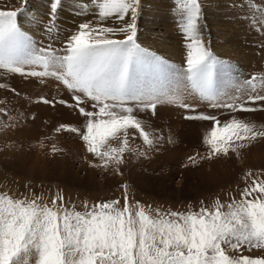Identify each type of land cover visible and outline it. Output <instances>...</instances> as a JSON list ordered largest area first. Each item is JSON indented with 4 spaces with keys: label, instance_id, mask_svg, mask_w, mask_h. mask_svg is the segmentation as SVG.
I'll return each instance as SVG.
<instances>
[{
    "label": "snow or ice",
    "instance_id": "snow-or-ice-1",
    "mask_svg": "<svg viewBox=\"0 0 264 264\" xmlns=\"http://www.w3.org/2000/svg\"><path fill=\"white\" fill-rule=\"evenodd\" d=\"M89 3L95 6L92 11L98 22L78 24L62 49L51 44L35 46L17 22L22 8L0 10V70L38 77L41 82L51 78L72 93L71 104L44 97L38 102L63 104L85 118L83 131L69 124H61L55 131L78 134L97 161L90 162L91 167H114L121 174L119 168L127 153L146 157L147 152L130 141L138 134L143 145L151 149L162 137L146 131L136 113L151 110L155 114L162 98L175 103L184 94L196 93L214 108L255 111L239 103V97L220 102L214 92V70L227 62L203 39L200 0H175L186 55L170 94L139 82L141 69H164L163 58L137 43L141 0H85L75 14H87ZM60 6L61 0H50L49 33ZM110 18L122 26H106L103 22ZM120 34L122 39L117 38ZM259 79L264 87V77ZM256 80L253 76L247 82L253 91ZM247 99L264 101V95H249ZM89 104L92 110L87 109ZM180 106L195 111L186 103ZM185 119L212 122L203 138L207 154L200 157L202 160L228 158L233 153L238 157L249 143L264 138V128L257 129L255 124L235 117L223 123L204 114ZM130 130H134L131 136ZM60 151L53 145V154ZM188 160L192 165L197 163L196 156ZM250 177L239 199L233 196L225 203L216 198L211 207L201 201L196 211L162 210L132 202L126 184L121 185L122 206L120 199L91 205L83 201L82 211L75 205L66 206L62 194L41 202L43 197L34 192L19 197L0 193V264H264V255L243 254L245 250L264 249V178L253 177L251 171L245 173L246 180Z\"/></svg>",
    "mask_w": 264,
    "mask_h": 264
},
{
    "label": "rangeland",
    "instance_id": "rangeland-1",
    "mask_svg": "<svg viewBox=\"0 0 264 264\" xmlns=\"http://www.w3.org/2000/svg\"><path fill=\"white\" fill-rule=\"evenodd\" d=\"M84 2L61 0L51 33L46 31L50 23V0H0V10L22 8L17 22L35 46L51 44L62 49L78 24L98 22L91 3L87 14H75ZM200 3L203 39L217 57L227 62L214 70L213 88L217 98L220 102H232L239 97V103L255 111L214 108L196 93L184 94L175 103L162 98L155 114L151 110L136 113L145 130L162 139L149 149L136 134V139L130 142L133 147L146 151L147 156L127 153L118 174L114 167L108 170L91 167L90 162L97 161L86 151L78 134L55 131L61 124L83 131L84 117L63 104L52 106L38 102L44 97L67 100L71 104V92L51 78H43L41 82L38 77L0 70V108L7 105L20 109V118L24 121L21 127H0V193L19 197L34 192L43 197L41 202H50L52 196L62 194L66 206L75 205L76 210L82 211L83 201L91 205L120 199L122 206L121 185L126 184L132 202L162 210L196 211L201 201L211 207L216 198L225 203L233 196L239 199L240 191L251 182L252 177L245 179L249 171L253 177L264 178V138L249 143L238 157L233 153L228 158L202 160L200 157L207 154L203 138L212 122L185 119L204 114L215 116L223 123L235 117L255 124L257 129L264 128V101L252 103L247 99L249 95H264L259 79L264 77V0H200ZM180 22L175 0H141L137 43L164 61L162 71L146 67L140 70L142 85L151 84L169 94L176 86L177 73L182 71L186 55ZM103 23L110 27L122 26L114 18ZM117 38L122 39L123 34ZM253 76L257 77L256 91L247 83ZM181 102L195 111L181 107ZM86 107L92 110L90 104ZM133 132L130 130V136ZM53 145L62 151L53 154ZM189 156H196L195 165L189 162ZM243 254L261 256L264 249L245 250Z\"/></svg>",
    "mask_w": 264,
    "mask_h": 264
},
{
    "label": "crops",
    "instance_id": "crops-1",
    "mask_svg": "<svg viewBox=\"0 0 264 264\" xmlns=\"http://www.w3.org/2000/svg\"><path fill=\"white\" fill-rule=\"evenodd\" d=\"M20 109H12V107L7 106L5 108H0V127H15V126H23L24 122L22 118H20ZM55 138L52 139L54 141Z\"/></svg>",
    "mask_w": 264,
    "mask_h": 264
}]
</instances>
